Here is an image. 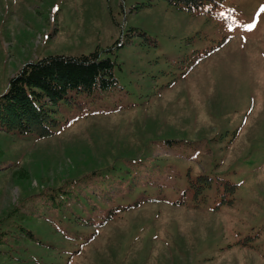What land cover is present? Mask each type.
I'll use <instances>...</instances> for the list:
<instances>
[{
  "label": "rangeland",
  "instance_id": "obj_1",
  "mask_svg": "<svg viewBox=\"0 0 264 264\" xmlns=\"http://www.w3.org/2000/svg\"><path fill=\"white\" fill-rule=\"evenodd\" d=\"M213 1L0 0V94L96 49L118 81L62 100L50 136L0 129V264H264V0Z\"/></svg>",
  "mask_w": 264,
  "mask_h": 264
},
{
  "label": "trees",
  "instance_id": "obj_2",
  "mask_svg": "<svg viewBox=\"0 0 264 264\" xmlns=\"http://www.w3.org/2000/svg\"><path fill=\"white\" fill-rule=\"evenodd\" d=\"M167 1L172 6L192 14L212 12L218 4L216 1H213L214 4H207L206 0ZM115 64L116 61L110 57H101L99 49L79 56L49 55L26 62L9 78L6 90L0 94V129L20 135L34 134L38 137L54 134V127L60 124L55 117V106L62 100L73 102L78 94L88 97L118 87L114 75ZM211 180L207 175H199L195 181L190 182V186L195 189V207L201 204L202 192L210 186ZM223 185L227 192L233 195L236 184L224 181ZM47 190L53 192H40L38 197L54 199L55 195L65 194L62 187ZM232 201V198H223L216 208L222 203L231 204ZM19 208L20 204L5 218L0 219V244H7L11 235L1 228L2 221ZM20 228L25 236L33 239L34 235L30 230Z\"/></svg>",
  "mask_w": 264,
  "mask_h": 264
},
{
  "label": "snow or ice",
  "instance_id": "obj_3",
  "mask_svg": "<svg viewBox=\"0 0 264 264\" xmlns=\"http://www.w3.org/2000/svg\"><path fill=\"white\" fill-rule=\"evenodd\" d=\"M261 10L264 11V8H262ZM254 26H255L254 24L250 25L249 28L254 27Z\"/></svg>",
  "mask_w": 264,
  "mask_h": 264
}]
</instances>
